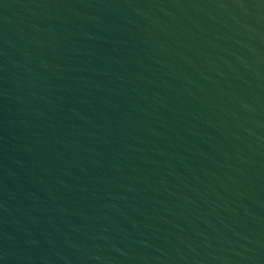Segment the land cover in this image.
<instances>
[{
    "label": "water",
    "instance_id": "1",
    "mask_svg": "<svg viewBox=\"0 0 264 264\" xmlns=\"http://www.w3.org/2000/svg\"><path fill=\"white\" fill-rule=\"evenodd\" d=\"M0 264H264V0H0Z\"/></svg>",
    "mask_w": 264,
    "mask_h": 264
}]
</instances>
